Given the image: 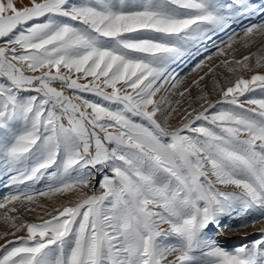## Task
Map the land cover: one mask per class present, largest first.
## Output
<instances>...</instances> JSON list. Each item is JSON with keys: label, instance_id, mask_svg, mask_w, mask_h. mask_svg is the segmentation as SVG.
<instances>
[{"label": "snow or ice", "instance_id": "obj_1", "mask_svg": "<svg viewBox=\"0 0 264 264\" xmlns=\"http://www.w3.org/2000/svg\"><path fill=\"white\" fill-rule=\"evenodd\" d=\"M259 37L264 0H0V264H264Z\"/></svg>", "mask_w": 264, "mask_h": 264}, {"label": "rangeland", "instance_id": "obj_2", "mask_svg": "<svg viewBox=\"0 0 264 264\" xmlns=\"http://www.w3.org/2000/svg\"><path fill=\"white\" fill-rule=\"evenodd\" d=\"M254 54V55H253ZM237 57H242L244 55L250 56V62L252 64L256 63V60L260 57H264V37L257 38L256 42L252 44L250 47L245 48L242 44L238 46V51L236 52ZM219 63V61H216ZM188 72V68L185 67L183 72H181V76H184L185 73ZM229 75L227 73V70L223 67L217 69V76L216 77H210L206 78V80L202 83L203 92L208 94L209 99L215 101L220 98L218 91L215 90V85L217 82L223 84L224 78ZM193 78V75H188L187 79L185 80V84L189 83ZM167 87V85H166ZM202 94L200 89H194L193 94L191 97H189L186 100H182L181 104L178 106L177 113L173 116L172 123L174 125H178L180 122V116L179 112L182 108H186L188 106L189 101L193 103L194 106L199 107V104L202 103V101L197 99V96ZM171 100L179 99V97H176L175 95L169 97ZM5 209H0V216H2ZM31 218V217H29ZM7 228V225L4 224L3 220L0 219V233H3ZM254 231L253 229H249V232ZM243 235V233H241ZM255 237L249 236V239H254ZM8 239H12V237H8ZM4 243L3 239H0V244Z\"/></svg>", "mask_w": 264, "mask_h": 264}, {"label": "bare ground", "instance_id": "obj_3", "mask_svg": "<svg viewBox=\"0 0 264 264\" xmlns=\"http://www.w3.org/2000/svg\"><path fill=\"white\" fill-rule=\"evenodd\" d=\"M25 2H26V0H25Z\"/></svg>", "mask_w": 264, "mask_h": 264}]
</instances>
